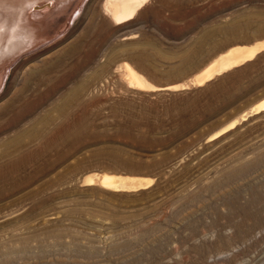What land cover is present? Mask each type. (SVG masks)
Here are the masks:
<instances>
[{"label": "rangeland", "instance_id": "374dc122", "mask_svg": "<svg viewBox=\"0 0 264 264\" xmlns=\"http://www.w3.org/2000/svg\"><path fill=\"white\" fill-rule=\"evenodd\" d=\"M103 1L0 69V264H264V112L209 140L264 100V52L178 92L119 69L185 84L264 41V0H148L121 26Z\"/></svg>", "mask_w": 264, "mask_h": 264}, {"label": "bare ground", "instance_id": "6f19581e", "mask_svg": "<svg viewBox=\"0 0 264 264\" xmlns=\"http://www.w3.org/2000/svg\"><path fill=\"white\" fill-rule=\"evenodd\" d=\"M83 1L84 0H65V2L62 3V0H0V69L4 67L6 69L7 62H10V64L11 62H15L13 57L19 52L46 42L50 39V36L52 38L56 34H61L60 30L62 28L63 19L70 16L73 11L75 12L73 13L75 17L82 10ZM147 3L148 0H104L103 11L105 16H107L112 23L116 26H121L134 20ZM48 5L52 8L49 9L52 11L49 16H41V14L39 15L38 12H36L38 9ZM56 9L59 11L55 12ZM30 15L33 21H36L35 23L31 21ZM43 26L46 30H44ZM63 28L65 29L67 27ZM263 52L264 41L252 46L236 47L214 59L209 66L191 78L187 83L167 89H158L153 86L129 63H125L120 66L119 69L123 72L130 89L150 92L161 90L178 92L193 87H203L218 76H222L254 60ZM10 66H12V64ZM3 80L4 76L2 75L1 82H3ZM263 112L264 100L244 113L241 118L232 121L214 134L209 140L219 138L228 131L234 129L237 125H240L241 122L246 121L249 117L259 115ZM84 183L86 186L99 185L105 190L114 192L138 191L150 184L148 180L143 178L124 177L109 173L89 175L86 177Z\"/></svg>", "mask_w": 264, "mask_h": 264}, {"label": "snow or ice", "instance_id": "6c2138e0", "mask_svg": "<svg viewBox=\"0 0 264 264\" xmlns=\"http://www.w3.org/2000/svg\"><path fill=\"white\" fill-rule=\"evenodd\" d=\"M65 2V0H62V3Z\"/></svg>", "mask_w": 264, "mask_h": 264}, {"label": "water", "instance_id": "95a60500", "mask_svg": "<svg viewBox=\"0 0 264 264\" xmlns=\"http://www.w3.org/2000/svg\"><path fill=\"white\" fill-rule=\"evenodd\" d=\"M194 88V87H193ZM191 89V88H190ZM190 89H188V90H190Z\"/></svg>", "mask_w": 264, "mask_h": 264}]
</instances>
